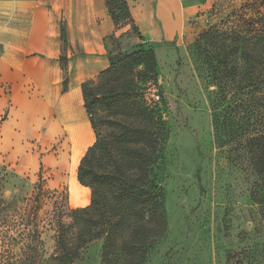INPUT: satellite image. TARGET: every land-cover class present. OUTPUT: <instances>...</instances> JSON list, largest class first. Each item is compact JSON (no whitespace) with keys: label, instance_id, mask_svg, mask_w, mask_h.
<instances>
[{"label":"rangeland","instance_id":"obj_1","mask_svg":"<svg viewBox=\"0 0 264 264\" xmlns=\"http://www.w3.org/2000/svg\"><path fill=\"white\" fill-rule=\"evenodd\" d=\"M193 1L200 8L190 20L191 34L178 47L176 42L142 39L132 45L121 36L111 38L112 54L151 47L157 74L137 66L134 97L141 115L119 100L97 108L96 140L120 130L119 121L131 129L156 123L162 143L156 173L165 189L169 225L167 234L151 244L144 264H264V185H258L247 160H231L229 147L215 141L211 106L216 86L205 55L194 44L211 26L227 27L245 13L248 18L264 14V0ZM127 27V34L138 36L131 24ZM101 81L99 76L94 82ZM34 151L45 156L43 150ZM67 177L65 169L51 165L40 173L18 174L0 163V264H48L56 254L59 220L70 223L71 210L91 201L92 190L79 182L85 200L74 203ZM103 245V238L94 239L72 264H121L120 255L104 258Z\"/></svg>","mask_w":264,"mask_h":264},{"label":"trees","instance_id":"obj_2","mask_svg":"<svg viewBox=\"0 0 264 264\" xmlns=\"http://www.w3.org/2000/svg\"><path fill=\"white\" fill-rule=\"evenodd\" d=\"M107 7L117 28L131 24L143 39L127 0H107ZM252 17L245 13L227 27L211 26L194 44L205 55L216 86L211 106L215 141L229 147L231 160H247L259 177L258 185H264V14ZM63 35L66 39L65 28ZM108 53L110 65L101 73L102 81L83 83L94 128L97 108L106 102L119 100L141 112L134 97L137 66L143 65L146 74H157L151 47ZM144 115L151 117L145 108ZM119 122L120 130L109 139L97 138L81 158L78 180L92 190L91 201L71 210L70 223L59 220L57 252L48 264L74 263L84 246L98 238L104 239L105 259L116 254L123 259L121 264H144L154 240L167 234L166 193L156 173L162 152L156 123L149 129H131ZM253 197L257 198L256 191Z\"/></svg>","mask_w":264,"mask_h":264},{"label":"crops","instance_id":"obj_3","mask_svg":"<svg viewBox=\"0 0 264 264\" xmlns=\"http://www.w3.org/2000/svg\"><path fill=\"white\" fill-rule=\"evenodd\" d=\"M127 1L144 42L177 47L200 8L192 0ZM127 26L117 28L107 0H0V163L7 170L40 173L51 165L66 170L70 185L73 157L80 164L96 140L83 83L109 67L110 36L142 40Z\"/></svg>","mask_w":264,"mask_h":264},{"label":"bare ground","instance_id":"obj_4","mask_svg":"<svg viewBox=\"0 0 264 264\" xmlns=\"http://www.w3.org/2000/svg\"><path fill=\"white\" fill-rule=\"evenodd\" d=\"M72 160H73V165L70 170V175H71L70 188L72 190L71 200L74 203L83 202L85 200V194L83 193L82 187L76 175V170H77L78 161H79L78 155L76 154V156H74Z\"/></svg>","mask_w":264,"mask_h":264},{"label":"built area","instance_id":"obj_5","mask_svg":"<svg viewBox=\"0 0 264 264\" xmlns=\"http://www.w3.org/2000/svg\"><path fill=\"white\" fill-rule=\"evenodd\" d=\"M156 100H160L161 97H159V95H156Z\"/></svg>","mask_w":264,"mask_h":264}]
</instances>
